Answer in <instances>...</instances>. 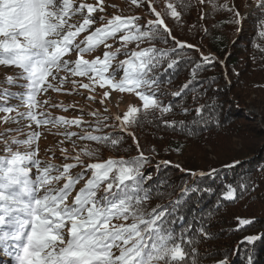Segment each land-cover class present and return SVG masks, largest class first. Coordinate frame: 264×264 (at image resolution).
I'll return each instance as SVG.
<instances>
[{
	"label": "trees",
	"instance_id": "16d2710c",
	"mask_svg": "<svg viewBox=\"0 0 264 264\" xmlns=\"http://www.w3.org/2000/svg\"><path fill=\"white\" fill-rule=\"evenodd\" d=\"M119 1L130 8L122 17H139L137 25L141 30H148V21L156 19L149 7L151 3L161 13L171 35L160 27L156 39H144L137 48V41L123 42L120 37L125 33H118L106 40L112 46L108 49L111 52H115L112 48H124L111 64L129 58L121 57L122 51L130 54L155 47L167 53L155 69L160 79L155 96L163 106L171 105L172 110L146 113L140 107L136 122L122 127L108 111L90 114L84 110L77 115L80 105L53 106L44 98L37 99L38 119L63 117L81 123L38 127L27 119L19 123L0 119V133L19 128L20 132L10 133L8 138L20 140L27 139L30 133H40L33 148L38 147L37 158L44 163H76L72 157L79 154L83 164L70 170L73 176L84 171V165L108 159L131 160L143 152L147 160L141 169V187L150 194L144 208L147 212L166 210L165 227L177 236L184 233L186 239L195 241L185 247L189 253L196 249L197 264H264V51L260 50L264 49V38L258 35L264 27V7L259 6V0H204L203 4L198 0H138V4ZM167 3H172L180 13L178 19L170 15ZM235 11L240 13L239 24L234 22ZM177 41L194 47L180 48ZM104 48L101 44L93 53ZM204 57L209 59L205 61ZM173 60L177 63L169 69L168 63ZM111 69L109 72L114 68ZM0 89L19 92L10 84ZM177 92L179 96L174 95ZM13 99L16 104L21 103ZM201 106L204 107L198 115L196 110ZM5 115L15 117L16 111L0 112V118ZM165 121L175 122V127ZM87 135L107 136L119 144L113 147L107 142L81 139ZM13 148L17 150V146ZM18 150L26 149L20 146ZM83 150L94 151L96 156H86ZM35 171L33 168V176ZM90 176L91 171L86 172L70 199ZM63 183L61 180L57 186L62 187ZM229 186L236 189L234 199L225 198ZM103 194L101 189L99 195ZM240 219L252 223L240 225ZM248 236L260 238L248 242Z\"/></svg>",
	"mask_w": 264,
	"mask_h": 264
},
{
	"label": "snow or ice",
	"instance_id": "6c2138e0",
	"mask_svg": "<svg viewBox=\"0 0 264 264\" xmlns=\"http://www.w3.org/2000/svg\"><path fill=\"white\" fill-rule=\"evenodd\" d=\"M131 2L138 4V0ZM198 3L203 4L204 0H198ZM102 4L103 0H97L96 5L77 4L76 0H0V66L19 69L17 75L7 77L6 82L26 89L17 93L0 89V99L5 101L0 104V112L10 114L16 111L15 117L5 115L0 118L3 122L19 123L21 119H27L38 127L48 124L79 125L80 120L68 121L63 117L55 120L37 118V95L48 88L59 90L49 83L48 78L56 80L61 71L88 76L102 88L135 93L143 102L146 113L148 110L158 109L161 113L172 110L171 105L163 106L155 96L160 83L155 69L167 53L155 47L134 50L126 53L129 58L121 61L111 72V61L120 52L119 48L115 52L105 51L102 59L96 57L89 61L83 58L85 53L94 52L101 44L111 48L106 40L118 33H125L120 37L123 42L137 41V48L144 39H156L160 27L171 35L161 13L151 7V3L149 7L156 19L148 21V30H141L137 25L139 17L116 15L103 27L89 32L96 23L92 14L97 10L103 12ZM259 6L264 7V0H259ZM166 7L172 17H180L172 3H167ZM77 14L84 15L82 23H71L72 17ZM234 15V22L239 24L240 13L235 11ZM99 19L104 20V17ZM261 24L264 25V21ZM85 32L89 34L77 43L76 38ZM258 35L264 38V27ZM176 43L180 48L194 47L180 41ZM72 52L77 54V59H65ZM208 59L204 57L205 61ZM176 63L171 61L168 68H173ZM121 70L123 75L116 80V73ZM64 80L65 77H60V83ZM81 86L90 87L89 84ZM108 95L109 92L105 91L104 96ZM174 95L179 96L180 93ZM8 98L19 99L27 111H17L20 105L9 106L6 102ZM203 107L196 110L198 115ZM138 111L130 106L122 118L118 116L116 119L122 121V127L135 123ZM39 115L44 116V113ZM165 124L175 127V122L165 121ZM20 131L19 128L6 129L0 133V143L3 144V154L0 155V252L10 258L9 264H188L189 259L191 264H197L196 249L189 253L185 247L195 241L190 237L186 239L184 233L177 236L165 227L166 210L152 209L147 212L144 208L150 194L141 187L144 180L141 169L147 160L143 152L131 160L108 159L84 165V171L73 176L70 170L83 164L79 154L72 157L76 163L62 166L44 163L37 158L38 147L33 148L40 133H30L24 140L8 138L10 133ZM64 135L73 136L76 133ZM84 138L97 143L107 142L113 147L119 144L118 140L107 136L81 137ZM13 145L17 146V150ZM20 146L26 150L19 151ZM83 154L96 156V152L91 150H83ZM33 168L36 170L34 176ZM88 171H91V176L70 199L76 185L85 179ZM61 180L64 183L58 187ZM101 189L103 195H99ZM235 192L236 189L229 186L225 198L234 199ZM129 220L131 223H128ZM239 223L248 225L252 221L240 219ZM200 231L203 232V229ZM259 238L248 236L245 240L253 242Z\"/></svg>",
	"mask_w": 264,
	"mask_h": 264
},
{
	"label": "rangeland",
	"instance_id": "374dc122",
	"mask_svg": "<svg viewBox=\"0 0 264 264\" xmlns=\"http://www.w3.org/2000/svg\"><path fill=\"white\" fill-rule=\"evenodd\" d=\"M79 2L90 3L93 5L97 4V0H76V3ZM104 8L103 12L99 10L96 11L94 17H96V23L92 26L90 31L95 30V28H100L103 23H107L109 18L111 19L116 15H123V12H127L130 8L125 3H122L119 0H103V4L101 5ZM86 14V10H85ZM103 16L104 20H100L99 17ZM84 18L83 14H77L72 17L70 20L71 23H82ZM88 32L81 33L77 38L76 42L83 40ZM119 40V39H118ZM116 42V41H115ZM83 46V45H82ZM120 50L124 49L122 47H118ZM118 48H112L114 51ZM109 48H104L100 52L97 53H85L83 58L86 60H93L96 57H103V53L105 51H109ZM112 50V51H113ZM130 52V50H129ZM126 53L121 52V57H126ZM65 59H69L71 61H75L77 59V54L72 52L68 54ZM121 60H118L117 63L112 64V69L116 67V65L120 64ZM111 69V70H112ZM19 69H15L12 67L0 66V87L8 84L6 82V78L11 76L15 77ZM123 75L122 70L116 73V80H119ZM60 77H65L63 83H60ZM98 79V78H97ZM49 83L53 84L59 90H53L52 88H48L47 91H41L39 95H37V99H47L48 102H53V104H65L67 106H77L80 105L81 109H79L77 115H81L84 110L85 112H89L90 114H95L96 111H108L110 114L116 117H123L124 114L128 111L130 106H134L137 109L143 107V102L135 95V93L130 92H120L118 90H112L107 87H100L98 82H93L89 79L88 76H79L72 75L71 73L61 71L56 80H53L52 77L48 78ZM75 81V83H73ZM18 83H27L26 81H18ZM82 84H89V88H84ZM15 90L19 92H24L26 89L17 87L14 85ZM108 91L109 95L107 97L104 96V92ZM67 92V93H65ZM2 100V101H1ZM40 100H37L40 102ZM5 101L0 99V104ZM7 104L10 106L20 105L17 109L19 112H26L27 108L25 105L19 103L16 104L15 99L8 98ZM21 102V101H20ZM36 112H39V109L36 108ZM72 118V115H69ZM49 118V117H48ZM121 123L122 121L119 120ZM1 128V127H0ZM2 130V129H1ZM118 254V253H117ZM10 259H6L2 254H0V264H9Z\"/></svg>",
	"mask_w": 264,
	"mask_h": 264
}]
</instances>
